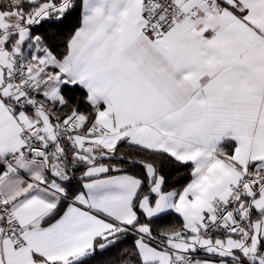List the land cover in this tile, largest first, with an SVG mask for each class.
Returning a JSON list of instances; mask_svg holds the SVG:
<instances>
[{"label":"snow or ice","instance_id":"snow-or-ice-1","mask_svg":"<svg viewBox=\"0 0 264 264\" xmlns=\"http://www.w3.org/2000/svg\"><path fill=\"white\" fill-rule=\"evenodd\" d=\"M0 264H264V0H0Z\"/></svg>","mask_w":264,"mask_h":264}]
</instances>
